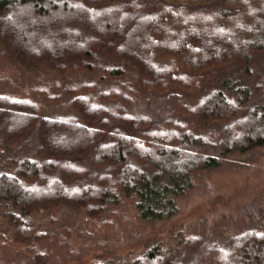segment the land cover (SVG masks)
Segmentation results:
<instances>
[{
  "label": "trees",
  "instance_id": "trees-1",
  "mask_svg": "<svg viewBox=\"0 0 264 264\" xmlns=\"http://www.w3.org/2000/svg\"><path fill=\"white\" fill-rule=\"evenodd\" d=\"M260 148L264 0H0V264H264V213L159 230Z\"/></svg>",
  "mask_w": 264,
  "mask_h": 264
},
{
  "label": "rangeland",
  "instance_id": "rangeland-1",
  "mask_svg": "<svg viewBox=\"0 0 264 264\" xmlns=\"http://www.w3.org/2000/svg\"><path fill=\"white\" fill-rule=\"evenodd\" d=\"M179 203V211L174 222L162 224L159 228L160 231L165 232L174 224L183 232L215 228L225 233V229L228 228L250 225L264 213V148L246 156L224 160L213 169L198 172L193 178L191 186L180 197ZM69 224H71L67 229L69 234L70 232L75 233L80 226V223L72 219ZM124 227L125 224L121 223L112 227L113 229L107 235V247H110L116 236H120V250L128 249L129 236L125 234L121 236L123 233L121 228L125 229ZM144 235L140 234L139 242L144 238ZM70 237L81 241L76 234ZM99 237L98 234L96 239H94L95 237L90 238V243L85 244L86 248H82L86 253L81 254L80 259L94 257L95 251L91 250L94 248L88 247H92ZM137 244L138 242L134 245ZM116 245H119V242H116ZM72 247L74 248V246ZM131 247L135 248L134 246L129 248ZM104 252L108 253L109 251L104 250ZM3 264L11 263L4 262ZM53 264H72V262H62L58 259ZM73 264H75V260Z\"/></svg>",
  "mask_w": 264,
  "mask_h": 264
}]
</instances>
